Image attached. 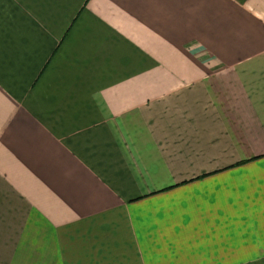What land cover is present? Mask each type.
I'll return each mask as SVG.
<instances>
[{
	"label": "crops",
	"instance_id": "1",
	"mask_svg": "<svg viewBox=\"0 0 264 264\" xmlns=\"http://www.w3.org/2000/svg\"><path fill=\"white\" fill-rule=\"evenodd\" d=\"M0 264H264V0H0Z\"/></svg>",
	"mask_w": 264,
	"mask_h": 264
}]
</instances>
